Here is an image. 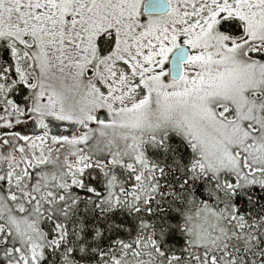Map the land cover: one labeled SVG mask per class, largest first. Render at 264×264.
I'll return each mask as SVG.
<instances>
[{
	"label": "snow or ice",
	"instance_id": "obj_1",
	"mask_svg": "<svg viewBox=\"0 0 264 264\" xmlns=\"http://www.w3.org/2000/svg\"><path fill=\"white\" fill-rule=\"evenodd\" d=\"M0 264H264V0H0Z\"/></svg>",
	"mask_w": 264,
	"mask_h": 264
}]
</instances>
